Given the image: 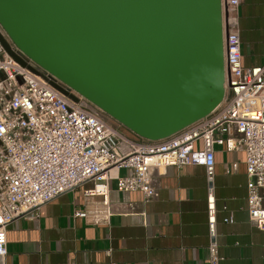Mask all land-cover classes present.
<instances>
[{
    "label": "built area",
    "instance_id": "1",
    "mask_svg": "<svg viewBox=\"0 0 264 264\" xmlns=\"http://www.w3.org/2000/svg\"><path fill=\"white\" fill-rule=\"evenodd\" d=\"M240 2L222 0L223 100L210 114L160 139L125 134L112 117L15 45L13 57L0 43V259L8 253V224L20 216L37 217L42 204L65 191L89 183L73 215L108 223L114 212L111 179L117 190L140 191L148 202L158 195L155 171L159 175L169 165H204L209 264H220L224 256L216 238L215 145L244 151L248 217L264 233V62L243 66ZM237 168L233 161L226 172ZM105 252L110 255L111 249Z\"/></svg>",
    "mask_w": 264,
    "mask_h": 264
},
{
    "label": "water",
    "instance_id": "2",
    "mask_svg": "<svg viewBox=\"0 0 264 264\" xmlns=\"http://www.w3.org/2000/svg\"><path fill=\"white\" fill-rule=\"evenodd\" d=\"M0 28L11 56L13 44L142 138L183 130L225 95L222 0H0Z\"/></svg>",
    "mask_w": 264,
    "mask_h": 264
},
{
    "label": "crops",
    "instance_id": "3",
    "mask_svg": "<svg viewBox=\"0 0 264 264\" xmlns=\"http://www.w3.org/2000/svg\"><path fill=\"white\" fill-rule=\"evenodd\" d=\"M238 14L243 66L261 65L264 0H241ZM233 161L238 168L226 172ZM159 171L158 195L148 202L140 191L121 192L110 180L114 212L108 223L73 215L89 183L42 204L35 218L13 220L0 264H209L205 166L169 165ZM213 183L220 264H264V233L248 217L244 151L215 145Z\"/></svg>",
    "mask_w": 264,
    "mask_h": 264
},
{
    "label": "rangeland",
    "instance_id": "4",
    "mask_svg": "<svg viewBox=\"0 0 264 264\" xmlns=\"http://www.w3.org/2000/svg\"><path fill=\"white\" fill-rule=\"evenodd\" d=\"M118 123V122H117ZM119 124V123H118ZM119 128L121 129V131H124V133L125 134H127V135H130L131 137H137V135L134 133V132H132V131H130V130H128V129H125L123 126H121L120 124H119Z\"/></svg>",
    "mask_w": 264,
    "mask_h": 264
},
{
    "label": "trees",
    "instance_id": "5",
    "mask_svg": "<svg viewBox=\"0 0 264 264\" xmlns=\"http://www.w3.org/2000/svg\"><path fill=\"white\" fill-rule=\"evenodd\" d=\"M135 138H141V137H139V136L137 135V137H135Z\"/></svg>",
    "mask_w": 264,
    "mask_h": 264
}]
</instances>
